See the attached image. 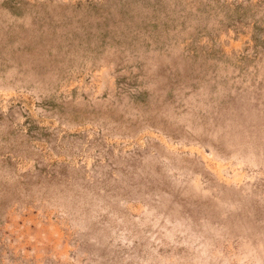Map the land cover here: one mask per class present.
I'll use <instances>...</instances> for the list:
<instances>
[{"label":"rangeland","instance_id":"rangeland-1","mask_svg":"<svg viewBox=\"0 0 264 264\" xmlns=\"http://www.w3.org/2000/svg\"><path fill=\"white\" fill-rule=\"evenodd\" d=\"M0 264H264V0H0Z\"/></svg>","mask_w":264,"mask_h":264}]
</instances>
